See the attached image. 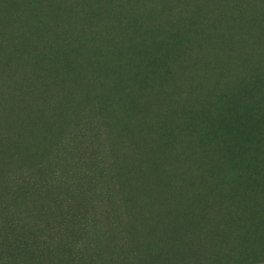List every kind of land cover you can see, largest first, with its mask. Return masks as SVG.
<instances>
[{
	"label": "rangeland",
	"instance_id": "rangeland-1",
	"mask_svg": "<svg viewBox=\"0 0 264 264\" xmlns=\"http://www.w3.org/2000/svg\"><path fill=\"white\" fill-rule=\"evenodd\" d=\"M263 126L264 0H0V177L70 183L6 194L0 264H264Z\"/></svg>",
	"mask_w": 264,
	"mask_h": 264
},
{
	"label": "trees",
	"instance_id": "trees-1",
	"mask_svg": "<svg viewBox=\"0 0 264 264\" xmlns=\"http://www.w3.org/2000/svg\"><path fill=\"white\" fill-rule=\"evenodd\" d=\"M82 132H83V134L86 133L83 130H82ZM95 134H96V132H95ZM72 137H74V136H72ZM89 137H90V134H88V132H87L86 137L84 136V139L86 141H89L91 139ZM61 142H65V141H61ZM94 143L95 142L93 141V145H94ZM101 149H102V146H101ZM104 150H105V148H104ZM89 155H88L87 162L83 163V165L76 164V160L75 161L73 160L75 156L72 155L70 148L68 149V152L66 154H63L61 156L66 157L65 162H69V159H70V161H73V165L81 166V169H80L81 175L82 174L88 175V173L90 174V172L92 171V170H90V166H92V163L90 161L93 157L92 155H90V156ZM93 155H94V153H93ZM21 164L19 163L16 167H13L14 166V162H13L12 168L5 171V174L0 177V193L2 191H4V196L6 197V194L8 195L13 190L21 191V189L24 188V191H22V192L28 191V192H33L36 194H41V193L42 194H48L49 193V191H48L49 187H53L55 184H57L58 187H60L62 189V190H60V192L57 195L58 198H64L65 199L64 202L65 203L67 202L66 197H68L69 193H68V191L66 193L63 190H67L68 187L70 186V183L65 184L64 182H62L60 180L64 177V174H62V162H58L55 165V169L52 170V172L48 171L47 173H45V163L44 162H40L37 170H33L32 168H27L25 166L22 167ZM95 165L97 166L96 168H99L101 166L100 158H98ZM98 172L101 174L105 173V171H104V169H102V167H101V171L99 170ZM94 173H97V169L95 170ZM77 178H79V177H77ZM88 178L91 179L90 177H88ZM79 181H80V179H79ZM87 183H89V182H87ZM101 193L103 194L104 192H101ZM64 194H65V196L63 197ZM1 197L2 196L0 194V199H1ZM36 200H34V202ZM44 202H45V198H44ZM0 203H3L2 207L7 209L9 206L14 205L13 204L14 200L6 197V198H3V200H1ZM61 206H63L62 203H61ZM44 210H45V205H42V207L39 211L40 212L39 216H36V217H38L39 222L42 221L43 224L45 223V211ZM52 223H54V225H52L50 227V230H49L50 234H52V236H56V237L59 236L60 238L65 237V234H63V230L61 229V227H63V226L58 225L57 224L58 222H55V220ZM38 226L39 225H36V226H34V228H32V229H36V233L38 232V230L40 228ZM39 241L41 243L45 242V237L43 234H42V237Z\"/></svg>",
	"mask_w": 264,
	"mask_h": 264
},
{
	"label": "bare ground",
	"instance_id": "bare-ground-1",
	"mask_svg": "<svg viewBox=\"0 0 264 264\" xmlns=\"http://www.w3.org/2000/svg\"><path fill=\"white\" fill-rule=\"evenodd\" d=\"M260 121V120H259ZM255 124V123H254ZM258 124V123H257ZM255 126V125H254ZM264 127V126H263ZM256 129V128H255ZM259 131V130H258Z\"/></svg>",
	"mask_w": 264,
	"mask_h": 264
}]
</instances>
